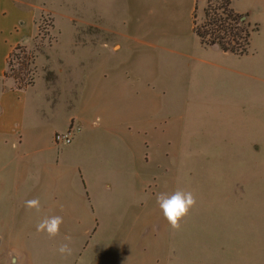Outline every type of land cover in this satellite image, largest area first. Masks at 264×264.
<instances>
[{
  "label": "rangeland",
  "instance_id": "obj_1",
  "mask_svg": "<svg viewBox=\"0 0 264 264\" xmlns=\"http://www.w3.org/2000/svg\"><path fill=\"white\" fill-rule=\"evenodd\" d=\"M20 1L24 21L40 8L37 33L14 48L17 57L7 55L0 89L15 87L12 68L24 53L29 69L16 79L23 87L34 81L35 95L45 85L51 101L76 95L79 60L112 64L125 82L117 110L130 108L141 129L131 128L135 166L124 162L120 143L113 164L98 171L97 189L110 193L96 198L103 203L95 229L77 224L68 205L55 213L26 208L41 178L17 190L13 203L0 187V264H264V0H230L240 19L258 27L242 54L203 44L193 30L204 6L219 0ZM157 106L159 129L146 136L144 117ZM51 140L41 163L23 172L42 173L64 157L56 149L70 141ZM60 186L68 196L62 177ZM178 189L191 191L196 203L174 230L156 198ZM54 215L63 223L50 238L36 225ZM61 243L70 244L71 256H61Z\"/></svg>",
  "mask_w": 264,
  "mask_h": 264
},
{
  "label": "crops",
  "instance_id": "obj_2",
  "mask_svg": "<svg viewBox=\"0 0 264 264\" xmlns=\"http://www.w3.org/2000/svg\"><path fill=\"white\" fill-rule=\"evenodd\" d=\"M39 11L40 8L31 10L24 21L21 19L20 0H0V79L6 76L3 72L10 49L37 33ZM119 46L118 42L117 48ZM89 64L86 66L82 59L76 64L74 69L80 76V82L76 95L68 102L65 93L51 101L45 85L41 86L40 95H35L34 81L21 88L10 86V82L0 89V187L4 192L3 198L9 203L15 202L17 190L25 192L24 187H28L31 180L41 178V182L32 189L35 193L27 200L38 198L41 208H48L52 213L57 212L53 207L68 205L67 211L76 213V223H85L83 228L88 230L95 229L100 220L96 214L99 203L103 202L96 198L110 193L108 189H97V182L104 178L98 175V171H102L103 164H113L118 156L115 144L120 143L122 145L118 149L122 148L124 162L135 166L136 154L130 136L135 130L131 128L137 126L141 129L132 118L129 104L124 114L117 110L119 87L125 86V82L118 76L114 65L102 62L93 66L91 62ZM44 105L55 110L45 113ZM159 113L157 106L151 113L153 117L151 114L144 117L145 135L159 129ZM69 124H77L79 130L69 143L56 149V154L63 153L64 157L57 156L42 173L23 172L28 165L33 167L41 163L43 150L54 146L51 140L53 132L63 131ZM154 143V147L161 144L157 140ZM8 159L12 164L7 168ZM132 171L135 174L134 169ZM61 177L65 179L68 196L60 186ZM109 180H103L107 188L111 186Z\"/></svg>",
  "mask_w": 264,
  "mask_h": 264
},
{
  "label": "trees",
  "instance_id": "obj_3",
  "mask_svg": "<svg viewBox=\"0 0 264 264\" xmlns=\"http://www.w3.org/2000/svg\"><path fill=\"white\" fill-rule=\"evenodd\" d=\"M204 20L201 24H198L193 19V30L199 37L200 41L206 45L217 44L224 51H229L236 54H242L247 52V48L250 41V36L253 31H256L258 27L254 24L253 27L250 26L248 20L240 19L241 13L234 10L231 6L230 0H219V3L211 5L209 2L203 8ZM22 44H16L13 46L10 54L15 57L18 56V53L14 52L18 46ZM20 48V47H19ZM25 53L19 56L20 61L14 69L16 73H20L19 78H22V74L27 73L29 67L28 62L26 61ZM11 60L6 61L10 63ZM4 70L3 74H5ZM15 74H13L15 76ZM12 75V76H13ZM15 79L16 87H23L24 83H21L20 80ZM20 81V82H19Z\"/></svg>",
  "mask_w": 264,
  "mask_h": 264
},
{
  "label": "clouds",
  "instance_id": "obj_4",
  "mask_svg": "<svg viewBox=\"0 0 264 264\" xmlns=\"http://www.w3.org/2000/svg\"><path fill=\"white\" fill-rule=\"evenodd\" d=\"M156 199L164 217L174 230H179L180 220L189 213V210L196 203L195 196L191 191H184L180 189L176 190L172 194L160 193L157 195ZM25 207L28 209H35L39 212L41 209L40 201L38 198L27 200L25 201ZM62 223V216H45L37 223L36 229L38 232H46L50 238H53L60 234V226ZM65 240L70 242L71 237L65 236ZM58 252L65 258L73 254V250L69 243H61L58 247Z\"/></svg>",
  "mask_w": 264,
  "mask_h": 264
},
{
  "label": "built area",
  "instance_id": "obj_5",
  "mask_svg": "<svg viewBox=\"0 0 264 264\" xmlns=\"http://www.w3.org/2000/svg\"><path fill=\"white\" fill-rule=\"evenodd\" d=\"M79 129L77 124H69V126L63 131H55L52 134L55 142L67 143L72 140L75 132Z\"/></svg>",
  "mask_w": 264,
  "mask_h": 264
}]
</instances>
